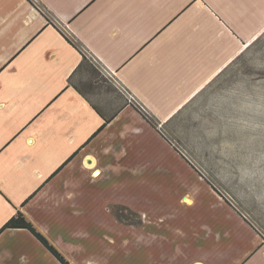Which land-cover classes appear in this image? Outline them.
Listing matches in <instances>:
<instances>
[{"label": "crops", "instance_id": "0c3cea01", "mask_svg": "<svg viewBox=\"0 0 264 264\" xmlns=\"http://www.w3.org/2000/svg\"><path fill=\"white\" fill-rule=\"evenodd\" d=\"M263 34L264 0H0V264H62L18 212L70 264H264L176 145Z\"/></svg>", "mask_w": 264, "mask_h": 264}, {"label": "rangeland", "instance_id": "374dc122", "mask_svg": "<svg viewBox=\"0 0 264 264\" xmlns=\"http://www.w3.org/2000/svg\"><path fill=\"white\" fill-rule=\"evenodd\" d=\"M187 117L177 147L264 239V34L207 87Z\"/></svg>", "mask_w": 264, "mask_h": 264}, {"label": "trees", "instance_id": "16d2710c", "mask_svg": "<svg viewBox=\"0 0 264 264\" xmlns=\"http://www.w3.org/2000/svg\"><path fill=\"white\" fill-rule=\"evenodd\" d=\"M65 37L69 41V43L75 46V44L72 43V41L69 40L66 35ZM138 111L143 113V111L140 110L139 108ZM115 208L129 212L130 214H134V212L129 207L124 205H117ZM6 229L29 230L62 264H70V262L66 259V257L49 241V239L32 222L28 220V218L22 212H18L16 216H14L11 220H9L1 231H4Z\"/></svg>", "mask_w": 264, "mask_h": 264}, {"label": "built area", "instance_id": "2783aa9c", "mask_svg": "<svg viewBox=\"0 0 264 264\" xmlns=\"http://www.w3.org/2000/svg\"><path fill=\"white\" fill-rule=\"evenodd\" d=\"M123 88V87H122ZM124 89V88H123ZM125 90V89H124ZM126 91V90H125ZM128 98L130 100V102H132L135 106H137L139 108V105L135 99V97L133 95H131L130 93H128Z\"/></svg>", "mask_w": 264, "mask_h": 264}]
</instances>
